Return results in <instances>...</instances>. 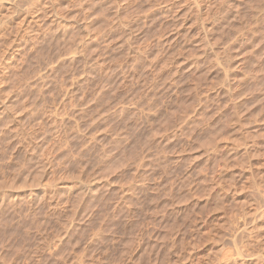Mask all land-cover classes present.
Wrapping results in <instances>:
<instances>
[{"label":"rangeland","instance_id":"obj_1","mask_svg":"<svg viewBox=\"0 0 264 264\" xmlns=\"http://www.w3.org/2000/svg\"><path fill=\"white\" fill-rule=\"evenodd\" d=\"M0 264H264V0H0Z\"/></svg>","mask_w":264,"mask_h":264},{"label":"bare ground","instance_id":"obj_2","mask_svg":"<svg viewBox=\"0 0 264 264\" xmlns=\"http://www.w3.org/2000/svg\"><path fill=\"white\" fill-rule=\"evenodd\" d=\"M231 257V256H230ZM229 259V258H228ZM227 260V259H226ZM223 262H225V258H224V261Z\"/></svg>","mask_w":264,"mask_h":264}]
</instances>
